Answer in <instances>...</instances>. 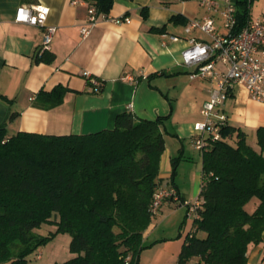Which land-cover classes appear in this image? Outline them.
I'll return each instance as SVG.
<instances>
[{
  "label": "trees",
  "instance_id": "1",
  "mask_svg": "<svg viewBox=\"0 0 264 264\" xmlns=\"http://www.w3.org/2000/svg\"><path fill=\"white\" fill-rule=\"evenodd\" d=\"M90 2L97 15H109L114 7V0ZM254 2H236V32L252 19ZM53 59L45 52L37 61ZM102 91L101 83L94 92ZM67 92L64 86L42 91L37 104L60 106ZM165 120H139L127 112L117 117L114 129L87 135L9 136L0 125V264H32L30 256L58 233L71 235V252L77 255L62 264H139L147 248L144 233L158 213L152 204L161 187ZM257 138L259 149L229 123L220 138H207L202 189L192 204L194 230L180 264L193 258L204 264H247L249 245L263 240L264 127ZM253 201L257 208L250 212ZM44 223L56 224L57 232L36 235Z\"/></svg>",
  "mask_w": 264,
  "mask_h": 264
},
{
  "label": "crops",
  "instance_id": "2",
  "mask_svg": "<svg viewBox=\"0 0 264 264\" xmlns=\"http://www.w3.org/2000/svg\"><path fill=\"white\" fill-rule=\"evenodd\" d=\"M230 1L236 4L238 0ZM200 2L114 0L109 17L130 22L116 24L100 16L91 24L90 0H0V125H6L9 136L19 132L87 135L114 129L117 117L127 112L139 120L164 118L166 150L160 161L159 182L161 187L175 188L179 199L165 200L155 216L164 214L167 204L171 209L175 201H181L180 207L184 200L174 176V159L179 158L178 166L185 157L191 158L195 125L204 121L202 108L215 87L210 80L192 77L196 68L182 64V54L192 40H211L201 30L188 31L187 27L191 20L212 17L217 33H226L222 10L208 12ZM255 4L252 18L264 21V0ZM25 5L50 8L47 25L56 28L47 51L54 56L50 63L37 61L39 54L45 53V27L16 21L17 10ZM173 16L181 19L173 21ZM84 27L88 34L82 32ZM171 36L179 40L173 41ZM217 67L227 68L223 64ZM93 81L103 84L101 93L94 92ZM58 86L68 89L64 102L51 109L40 107L37 95ZM223 112L229 125L244 131L248 142L259 149L257 131L264 127V103L252 98L245 85L237 84ZM201 156V185L188 207L194 215L191 206L202 189V152ZM256 208L254 201L248 206L250 212ZM157 230L152 222L144 233L147 248L139 264H180L194 225L183 238V232L176 237ZM263 259L264 237L249 245L247 264H263ZM188 264L204 263L193 258Z\"/></svg>",
  "mask_w": 264,
  "mask_h": 264
},
{
  "label": "built area",
  "instance_id": "3",
  "mask_svg": "<svg viewBox=\"0 0 264 264\" xmlns=\"http://www.w3.org/2000/svg\"><path fill=\"white\" fill-rule=\"evenodd\" d=\"M200 5L208 12L222 10L226 29L225 34H218L212 17L191 20L187 27L188 31L199 29L211 38L207 42L192 40L191 46L182 54V64L196 68L192 77H201L215 84L211 97L202 108L204 121L195 125V145L203 151L207 138H220L221 129L228 124L223 108L234 86L245 85L252 98L264 103V21L252 18L243 30L236 32L234 3L230 0H201ZM89 13L91 24H96L100 16L116 24L130 22L125 18L111 19L109 15H97L93 5H90ZM49 14L50 8L47 6L25 5L17 10L16 15L17 22L45 27L43 52L50 50L56 33L54 26L47 25ZM82 32L88 34V28L84 27ZM171 39L179 40L176 36H171ZM218 64L227 68L220 70ZM92 85L94 90H99L101 82L93 81ZM168 199L178 200V191L175 188L160 187L154 197L152 212L156 214ZM191 209H195L193 205Z\"/></svg>",
  "mask_w": 264,
  "mask_h": 264
},
{
  "label": "rangeland",
  "instance_id": "4",
  "mask_svg": "<svg viewBox=\"0 0 264 264\" xmlns=\"http://www.w3.org/2000/svg\"><path fill=\"white\" fill-rule=\"evenodd\" d=\"M257 1L258 0H255V2ZM255 2L253 6L255 5L256 7L257 4H255ZM192 152L191 158L185 157V159L180 161L175 175L184 202L179 207L178 204H181V201H175L171 209L170 205L167 204L165 205L166 207L164 206V214L153 217L152 222L158 227L156 232H171L176 234V237H179L180 232H189L193 228L195 215L193 212L189 211L188 207L189 204L193 202L194 194L199 190L201 185L202 151L197 149L196 145H194ZM170 211H172L171 214H169ZM164 215L166 217L162 221L161 218ZM34 232L36 235L46 237L57 232V225L53 223H44ZM184 235L185 233L180 237L183 238ZM71 241L72 237L69 233L56 234L30 256L32 264H62L77 257L76 254L71 252Z\"/></svg>",
  "mask_w": 264,
  "mask_h": 264
}]
</instances>
